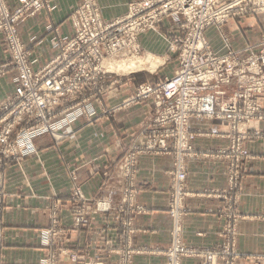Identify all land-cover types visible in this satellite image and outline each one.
<instances>
[{"label": "crops", "instance_id": "obj_1", "mask_svg": "<svg viewBox=\"0 0 264 264\" xmlns=\"http://www.w3.org/2000/svg\"><path fill=\"white\" fill-rule=\"evenodd\" d=\"M18 1L7 0L11 8ZM129 1L102 0L104 19L111 21L125 16ZM78 4L79 0H55L51 9L20 25V35L38 58V68L56 56L59 38L72 34L68 17ZM259 17L263 34L264 13ZM155 39L152 32L142 38L152 51L157 45L153 44ZM245 45L234 48L239 50ZM226 51L222 46L218 52ZM9 60L0 37V64ZM9 72L7 80H0V99L14 93L17 74ZM128 84L102 96L104 106H116L134 92L136 83ZM150 115V106L139 104L93 122L79 123L80 118L75 119L66 123L72 131L64 140L56 142L49 134L41 135L35 140L38 156L6 165L0 179L6 193L1 263L40 264L48 252L41 241V231L50 226L49 208L58 198L64 204L63 221L72 227L64 264H169L166 252L173 241L174 224L169 214L173 157L145 150L137 154V170L133 174L136 197L129 204L120 205L121 185L126 180L120 175L119 166L128 149L145 144L138 133ZM252 125L260 130V121ZM191 126L199 136L194 141V154L184 162L188 177L185 213L180 221L182 242L199 250L210 249L221 241L234 242L237 264H264L260 263V258L264 259V139L258 136L244 143L250 157L244 162L239 188L232 191L226 177L227 158L222 153L231 145L229 126L217 120H193ZM80 163L79 183L86 197L100 200L99 210L104 203L115 213L127 210L129 219H116L98 211L89 226L80 229L72 226L73 180L68 167ZM233 194L235 202L229 200ZM229 216L234 219L231 232L224 230ZM125 233L128 237L124 245L121 242ZM72 254L77 256L73 263L68 256ZM201 262L200 257L193 256L183 257L180 264Z\"/></svg>", "mask_w": 264, "mask_h": 264}, {"label": "built area", "instance_id": "obj_2", "mask_svg": "<svg viewBox=\"0 0 264 264\" xmlns=\"http://www.w3.org/2000/svg\"><path fill=\"white\" fill-rule=\"evenodd\" d=\"M19 2L18 9L10 12L5 1L0 0V31L6 33L13 55L12 62L0 68V78L10 68L18 70L14 96L0 101V162L36 152L35 140L45 132L55 131L48 117L53 115L54 107L85 95L92 88L95 91L85 98V105L63 110L67 113L66 123L80 117L94 119L97 111L91 99L104 92L106 61L120 54H137L138 34L170 13L173 23L192 27L180 54V70L159 84H141L130 102H154L155 127L150 131L162 128L163 132L147 147L168 151L170 143H174L177 169L173 178L182 190L188 176L184 162L194 154L192 141L196 134L189 126L190 120L209 118L226 123L232 144L226 152L233 191L250 155L241 143L260 136V130L252 124L260 121L262 109L264 42L261 53L259 43V47H249L244 54L226 45L227 51L222 54L204 42L203 35L212 25L220 28L230 17L247 14L249 4L264 12V0H143L131 4L126 16L110 23L103 21L95 0H82L70 16L72 38L63 42L57 56L40 68L35 67L32 52L20 38L17 23L42 10L48 0ZM231 231L229 226L228 232ZM189 253L177 242L170 253L171 259L176 260L172 264H180L181 257ZM192 255L200 257L201 264H219L221 259L223 264L238 263L235 245L229 241L214 249H194Z\"/></svg>", "mask_w": 264, "mask_h": 264}, {"label": "rangeland", "instance_id": "obj_3", "mask_svg": "<svg viewBox=\"0 0 264 264\" xmlns=\"http://www.w3.org/2000/svg\"><path fill=\"white\" fill-rule=\"evenodd\" d=\"M4 1L10 12H14L20 6V2L18 1V4L14 6L13 8H11L7 0H4ZM54 1L55 0H48V2L46 3V5L44 6L42 10L38 11L32 16H27L26 18L21 19L20 22L17 23L18 33L21 39L22 37L19 32L20 25L26 22L28 19L36 16L41 11L45 9H51L54 4ZM101 1L102 0H95L99 8V13L104 22L110 23L114 20L124 17V16H120L119 18H116L111 21L105 20L103 16L104 9L102 7ZM140 1H143V0L129 1L126 4L127 6L126 13L127 14L129 13L131 4L135 2H140ZM81 3H82V0H79V4L75 8L72 9L68 17V20L71 24L72 34L64 38L63 37L59 38L58 43H57L58 47L63 42H66L72 38L74 34V27L72 25L70 16L80 7ZM256 9L257 8L255 6L253 5L251 6L249 4L248 11L250 13L248 12L247 14H242V15L239 14V15L232 16L220 28L214 25L210 26L206 30V32H204L203 41L206 43H210L212 48H214L217 52L219 51L220 48H222V46H223V49L224 48L226 49L228 47L229 49L236 51L237 49L234 48L235 45L240 46V45L246 44L242 49L237 50V52H240L241 54H244L245 50L249 47H254V46L259 47V43H260V53H261V50L263 48L262 42H264V33L260 34V26H262V23H261V18L259 16L260 14L264 12L257 11ZM191 28L192 27L187 26L186 23H185V27H182L179 24L173 23L172 18L170 17V13H169L163 16L162 20L156 25H154V27H152L151 29L140 32L137 37V41L139 45V50L136 52L137 54H135L134 56H131L130 54H120L114 57L112 60L106 61V63L104 64L105 71H106V80H105L106 82L104 86V92L101 93V95H99V98L91 99L94 102V105L96 106L97 115L94 117V119L96 120L99 118H102L103 116L107 117L108 115L113 114L114 112H120L123 110L130 109L139 104H148L150 106L151 115L147 116L148 119L146 118L144 120L139 130L140 133H138L139 137L144 138L145 144H143L142 147H136L133 150L128 149L127 152H125L124 154L125 157H124V160H122L121 166H119V173L126 180V182L124 181V183L121 185L120 205L123 206L124 204H129V202H131L132 200L134 201L136 197L135 195L136 191L134 189V180H133L134 175L133 174L137 170V160L135 157L137 156V154H141L142 151L145 150L151 153H159V154H167V155L169 154L173 157V169L169 172L170 173L169 214L174 223L173 229H172L173 241L166 252L167 261L170 264H172L173 261H176V260L171 259L170 253H173L174 247L177 242H179L182 246H184L190 252L189 255H185L182 257L180 256L181 259L183 257H193L192 251L195 249V248L185 245L181 239L182 227H181L180 221H181L182 216L184 215L182 213V208L184 207V204H186V197H187V192H186L187 187L186 186H187L188 176L186 177L184 184H183L184 190L180 189L181 185L177 184L176 179L173 178L175 174V170L177 169L176 168L177 167V157H176L177 151L175 149L176 147L172 145L174 143L169 142L170 145H169L168 151H161L159 147H153L152 149L147 147V145H149V142H153L155 138L161 137V133L163 132L162 128H159L158 132L150 131V129H153L155 127L153 125L155 121V117H156V111H155L156 106L154 102L152 100H143V101H135L131 103L130 101L135 95L137 87H139L141 84H144V83L159 84L166 78L173 77L180 70V62H181L180 54L182 52L184 42L187 38V35L191 31ZM151 32L154 35L156 34V39L154 40L153 44L156 45V42H157V45H158V46L156 45V47L153 45L154 46L153 51L148 50L145 46V42L142 40L145 34L151 33ZM259 34H260V39H259ZM0 37L2 39V43L5 44L6 51L10 59L9 62L0 64V68H2L4 66L5 67L8 66L12 62L13 55H12V50H10L8 46V43L6 40V33L4 31H0ZM226 39H228V42H226ZM258 39H259V42H258ZM22 41L27 47V49L30 52H32L33 58L36 60L34 65L35 67H37L38 58L35 56L34 51L31 50L26 45L23 39ZM252 41H254V43ZM148 55H152V57L154 58L153 63L155 64V66L151 67L148 64L141 63L140 67L135 68L133 70L129 69L127 71L116 70V69L112 70V69L107 68L108 63L109 64H115V63L127 64V62H129L131 59L140 60L142 58L141 60H143L147 58ZM10 70L15 72L18 78V70L16 68H10ZM9 73L10 72H6V76H2L0 80L1 79L7 80L9 78ZM128 82H130V84L136 83L137 87L135 91L132 92L127 97H125L122 100V102L116 106H104L102 96H105V94L110 92V90H112L113 88H116L119 86L121 87L125 84H128ZM92 89L90 91L88 90L85 93V95L72 99L71 101L67 102L64 105L60 104L54 107L53 115L50 114L48 115V117L51 118L50 122L52 123L53 128H55V131H48V132H45L44 134L51 135L52 138L56 142H60L64 140L66 137H68V135L70 134L72 130L68 128L66 125L65 118H66L67 113H64V110L68 107L71 108V107L78 106V105L79 106L85 105V102H84L85 98L89 95H92L93 91H95L94 88ZM14 94L15 92L12 94V96H7L3 99H0V101L8 100L9 98L13 97ZM260 103L262 106V109L260 111V139H264V88L260 89ZM100 108H101V112H100ZM92 120L93 119H90L87 116V117H80L78 122L86 123V122H91ZM193 120H210V119L209 118H192L190 120L189 126L193 130L194 134H196L195 138L192 141V146L194 147V141L199 136V133L197 132L196 129H193L191 126V122ZM211 121H214V120H211ZM247 140H244L241 143V145L244 150L249 152L244 147V143ZM230 146H232V144ZM228 150H222V153L225 154V157L227 158L226 177H227L228 189L230 190L231 185H230L229 176H228V169H229V159L228 158L229 157H228V152H226ZM194 151H195V147H194ZM38 153L39 152L37 149L36 152L28 154L27 156L16 157V158H10V157L3 158V160L0 162L1 163L0 164V179H2V176H3L2 172L6 165L11 164V163H22L27 158L38 156L39 155ZM80 168H81V163L79 165L77 164V166L75 167L71 165L68 167V171L73 180V184L70 188V195L72 199V206H71V215H72V220H73L72 226H74V228L76 229L85 228L89 226L91 224V221L94 219L96 212L98 211L103 212L105 214H109L111 217H115L116 219H123L124 217L128 218L129 215H128L127 210L124 212L123 211L120 212L117 210V212L115 213L113 209H111V207H106L107 205H105V203L103 204L104 205L103 208L99 210L98 209L99 204H101L100 200H97V198L88 199L86 197L84 189L82 185L79 183L78 170ZM242 176L239 178L237 186L232 187L233 191H236L239 188ZM131 189L133 190L130 191ZM235 197L236 195L233 194L232 196L229 197V200L235 202ZM63 205H64L63 202L61 200H58L57 198L55 201L52 202L49 208V217L51 220L50 226L41 231V241L43 242L44 246L48 247V252H47V255L40 261V264H64L67 262L64 256L65 255L67 256V253H69V249L67 245L68 243L67 237L72 227L70 225H67L63 221L62 214H61V209ZM5 207H6V193H5L3 185L0 182V222H1L0 223V253H1V245L4 243V238H5L4 228H3ZM228 219L229 221L227 222L224 230L225 229L227 230L229 226L233 227V224L231 222V220H234L233 217L229 216ZM178 223H179V226L177 227ZM234 225H235V222H234ZM224 233L228 234L227 232H224ZM122 237L123 239L121 243L125 245V239H127L128 237L127 233L123 234ZM226 243L227 241H221L220 243L216 244L210 249H214ZM236 245H237V242H236ZM68 256H70V259H69L70 262L73 263V261H77L76 255L72 254ZM261 258H260V263L264 262V259L263 258L261 259ZM181 259H180V263H181ZM222 262H224V259H221V262L219 264H223ZM0 264H2L1 258H0Z\"/></svg>", "mask_w": 264, "mask_h": 264}, {"label": "bare ground", "instance_id": "obj_4", "mask_svg": "<svg viewBox=\"0 0 264 264\" xmlns=\"http://www.w3.org/2000/svg\"><path fill=\"white\" fill-rule=\"evenodd\" d=\"M141 59L140 60L139 59L138 60L131 59L129 62H127V64H125V63H123V64L122 63L109 64L108 63L107 64L108 65L107 68L112 69V70L116 69V70H124V71H127L129 69H132L133 70L135 68L140 67L141 66V63L148 64L151 67L155 66V64L153 63V59L154 58L152 57V55H148V57L145 58V59H143V60H141Z\"/></svg>", "mask_w": 264, "mask_h": 264}]
</instances>
